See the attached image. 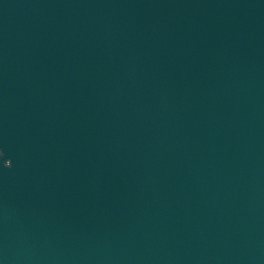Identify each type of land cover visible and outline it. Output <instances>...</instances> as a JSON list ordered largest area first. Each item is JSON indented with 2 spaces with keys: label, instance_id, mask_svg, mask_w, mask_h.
I'll list each match as a JSON object with an SVG mask.
<instances>
[{
  "label": "water",
  "instance_id": "95a60500",
  "mask_svg": "<svg viewBox=\"0 0 264 264\" xmlns=\"http://www.w3.org/2000/svg\"><path fill=\"white\" fill-rule=\"evenodd\" d=\"M0 264H264V0H0Z\"/></svg>",
  "mask_w": 264,
  "mask_h": 264
}]
</instances>
